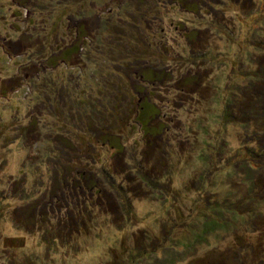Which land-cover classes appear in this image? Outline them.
Returning a JSON list of instances; mask_svg holds the SVG:
<instances>
[{
    "label": "rangeland",
    "instance_id": "1",
    "mask_svg": "<svg viewBox=\"0 0 264 264\" xmlns=\"http://www.w3.org/2000/svg\"><path fill=\"white\" fill-rule=\"evenodd\" d=\"M0 264H264V0H0Z\"/></svg>",
    "mask_w": 264,
    "mask_h": 264
},
{
    "label": "trees",
    "instance_id": "2",
    "mask_svg": "<svg viewBox=\"0 0 264 264\" xmlns=\"http://www.w3.org/2000/svg\"><path fill=\"white\" fill-rule=\"evenodd\" d=\"M184 2V1H183ZM186 2V1H185ZM78 35H79V30H78ZM154 73V72H153ZM141 76H143V75H141ZM143 77H145V76H143ZM155 77H156V75H155ZM152 78V77H151ZM153 80H155L154 78H152ZM137 116V115H136ZM100 130V129H99ZM100 131H102V132H104L102 129L100 130ZM112 146H114L115 147V145H112ZM138 169V168H137ZM139 172L140 173H142L141 174V176L143 177V180H145L146 178H145V175H144V171L143 170H141L140 171V169H139ZM150 184H151V182H149ZM97 185V184H96ZM102 185V184H101ZM152 186V185H151ZM155 186V185H154ZM90 187H94V184H92V185H90ZM102 188H104V186L102 185ZM212 201V203L214 202V198H212V199H208L207 200V202H208V204L210 203ZM128 209V208H127ZM131 209L129 208L128 209V211H130ZM252 226V225H251ZM216 228H218V226L217 227H215V226H213L212 227V230H215Z\"/></svg>",
    "mask_w": 264,
    "mask_h": 264
}]
</instances>
